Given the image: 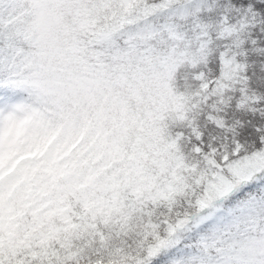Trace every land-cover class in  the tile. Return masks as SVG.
Masks as SVG:
<instances>
[{
  "label": "snow or ice",
  "instance_id": "snow-or-ice-1",
  "mask_svg": "<svg viewBox=\"0 0 264 264\" xmlns=\"http://www.w3.org/2000/svg\"><path fill=\"white\" fill-rule=\"evenodd\" d=\"M0 264H264V0H0Z\"/></svg>",
  "mask_w": 264,
  "mask_h": 264
}]
</instances>
